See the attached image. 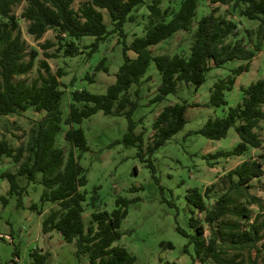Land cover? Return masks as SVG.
<instances>
[{
    "label": "trees",
    "instance_id": "1",
    "mask_svg": "<svg viewBox=\"0 0 264 264\" xmlns=\"http://www.w3.org/2000/svg\"><path fill=\"white\" fill-rule=\"evenodd\" d=\"M23 1H28L21 13L28 22V33L35 40L42 39L50 30L55 33L57 41L47 40L42 45L48 49L58 44L55 52L45 53L47 59L60 57V52L65 57L83 53L76 40L84 36L95 37L88 46L89 56L112 33L121 36L118 42L123 43L124 61L115 73V81L103 93L87 88L73 90L67 116L63 111L65 90L61 88V78L66 71L62 67L53 72L47 59H42L44 71L40 70L37 79L31 83L17 79L33 69L39 55L36 49L27 51L19 18L14 12ZM75 1L0 0V117L21 114L30 108L43 114L30 128L25 145L15 149L6 138L0 139V160L6 157L18 164L15 172L3 171L0 177L8 180L9 195H17L19 206L23 205V194L29 186H43L41 204L32 203L30 209L39 215L45 213L43 233L58 231L65 242L75 245L79 257L87 256L90 264H131L135 256L115 242L123 235L120 227L132 200L120 196L112 211L94 210L89 223L84 220L87 202L84 187L88 177L80 159L89 145L84 130L75 125L100 111L125 116L128 129L121 142L138 148V156L148 162L159 182L152 159L154 153L185 126L186 112L191 104L185 100L166 104L153 121L148 138L145 127L137 131L142 119L137 120L135 113L143 106V85L151 79L148 74L151 63L155 62L160 81L149 104L164 102L169 95L177 94L182 81L193 84L197 91L211 69L223 67L232 60H244V64L217 80L210 90L208 105L226 106V91L232 90L238 77L249 71L252 60L263 49L264 0H211L212 4L230 6L233 14L238 11L240 16L258 21L255 31L247 30L249 44L238 39V22L232 17L218 15L216 7L196 19L199 0H182L178 9L171 5L164 7L165 0H84L78 8L74 6ZM144 5L148 15L143 33L128 42L125 24L134 21V12ZM103 10L110 15L112 29L105 23ZM180 31L192 33L189 55L154 53L155 46ZM230 37L234 39L229 40ZM101 70H109L106 57L100 60L93 73L86 74V79L93 82L94 75ZM240 89L243 96L238 105L230 106L222 116L209 118L195 132L219 140L226 137L231 128L236 130L239 142L231 150L210 155L216 160L241 156L253 149L261 152L226 173L228 185L211 206L207 199L216 185L205 191L190 189L187 201L194 207L189 219L194 233L182 227L177 229L188 238L185 251L189 252V247L194 246L191 264L197 261L199 264H264V251L259 246L264 240V213L259 211L254 217L249 208L257 204L264 209L262 199L250 190L253 180L264 174V137L259 133L264 120V78L248 86L242 85ZM61 134L68 149L58 145ZM209 157V163L213 164ZM0 199L6 205L10 197L2 195ZM97 199L98 194H94L90 204L95 206ZM46 204L51 206L45 208ZM206 230H209L208 235ZM167 246L173 247V244L167 243ZM50 255L49 251H35L32 264H47Z\"/></svg>",
    "mask_w": 264,
    "mask_h": 264
},
{
    "label": "rangeland",
    "instance_id": "2",
    "mask_svg": "<svg viewBox=\"0 0 264 264\" xmlns=\"http://www.w3.org/2000/svg\"><path fill=\"white\" fill-rule=\"evenodd\" d=\"M82 1L84 0H76L75 8H78ZM181 2L182 0H165L163 6L171 5L178 9ZM27 5L28 1H23L14 8V12L19 18L27 51L36 49L39 55L35 58L33 69L17 79L31 83L38 78L40 70L44 71L41 61L47 59L45 53L55 52L58 44L48 49L43 48L42 45L47 40L57 41L55 33L51 30L40 40H35L28 33V22L21 17ZM215 7L218 15L232 17L238 22V39L249 44L247 30L255 31L258 21L240 16L238 11L231 13V7L228 5L212 4L211 0H199L196 19L210 13ZM103 13L105 23L109 29H112L110 15L107 10H103ZM134 15V21L125 24L128 42H131L135 35L143 33L148 15L146 5L141 6ZM119 39L121 36L118 33H112L107 39L102 40L99 49L89 56L88 46L95 41V37L84 36L76 40L83 48V53L74 57H65L60 52V57L47 59L53 72L60 67L66 71L61 78V88L65 90L63 98L65 116L69 111L73 90L87 88L103 93L107 86L115 81V73L124 61L123 43H119ZM233 39V37L229 38V40ZM192 40L191 32L180 31L155 46L154 53L187 56L190 53ZM130 54L134 55L133 52ZM103 57H106L109 70L97 71L94 81L90 82L86 79V74L93 73ZM26 59H29V56ZM244 63V60L236 59L223 67L211 69L207 73L205 83L197 91L193 84L182 81L177 94L169 95L164 102L149 104L148 101L153 97L160 81L156 64L151 63L148 69L151 79L143 85V106L135 113L137 120L142 119L137 131L140 132L145 127V137L148 138L152 133L153 121L166 104L184 100L191 104L186 112L185 126L154 153L152 159L159 182L154 177L148 162L138 156V148L121 142L128 129L125 116L107 115L100 111L86 118L81 124L75 125L84 130L89 145V150L82 152L80 159L88 177L87 185L84 187L87 192L84 220L88 224L94 210L112 211L120 196L132 200L128 206V215L120 227L123 235L115 242V245L126 247L135 256L136 259L131 264H191L195 256L194 246L191 245L189 252H186L185 245L188 243V238L177 229L182 227L189 233H194L189 222L194 207L187 201L190 189L198 188L205 191L207 187L216 185L207 199L208 205L211 206L228 185L226 173L244 159L261 152L259 149H253L241 156L221 157L216 160L210 155L220 150H231L237 145L240 138L236 130L231 128L227 136L219 140H212L195 132L209 118L222 116L230 106L238 105L243 96L240 89L242 85L248 86L259 78H264V45L252 60L249 71L243 72L234 88L226 91L227 105L220 107L208 105L210 90L214 83L220 78L227 77L233 68ZM194 103L198 105L192 106ZM42 116V113L30 108L21 114L0 117V139L6 138L15 149L25 145L30 136V128ZM261 126L259 133L264 137V120ZM58 145L68 149L62 134L58 138ZM208 157L213 164L209 163ZM17 168L18 164L10 158L5 157L0 160V172H15ZM252 184L251 192L259 196L264 204V174L254 179ZM9 189L8 180L0 177V197L2 195L10 197L6 205L0 199V262L2 264H32L35 251L51 253L47 264H90L89 258L85 255L79 257L75 245L65 242L58 231L43 233L42 221L45 213L39 215L30 209L32 203L41 204L42 185L32 184L28 187L23 194L22 206L18 205L16 194L9 195ZM94 194H98V199L95 206H92L90 202ZM50 206L46 204L45 208ZM249 208L254 217L259 211L264 213V209L257 204H252ZM203 216L204 214H201L202 218ZM205 234L208 235L209 230H206ZM167 243H172L173 247H168ZM259 246L264 251V240ZM209 262L213 263L212 260ZM194 264H199V261Z\"/></svg>",
    "mask_w": 264,
    "mask_h": 264
},
{
    "label": "crops",
    "instance_id": "3",
    "mask_svg": "<svg viewBox=\"0 0 264 264\" xmlns=\"http://www.w3.org/2000/svg\"><path fill=\"white\" fill-rule=\"evenodd\" d=\"M244 160H245V159H244ZM244 160H243V161H244ZM48 235H49V234H48ZM60 235H61V234H60Z\"/></svg>",
    "mask_w": 264,
    "mask_h": 264
}]
</instances>
